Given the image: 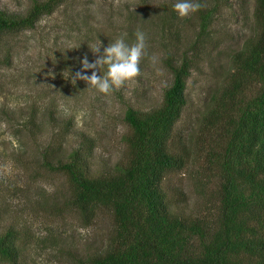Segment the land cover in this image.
Returning a JSON list of instances; mask_svg holds the SVG:
<instances>
[{
	"label": "rangeland",
	"instance_id": "374dc122",
	"mask_svg": "<svg viewBox=\"0 0 264 264\" xmlns=\"http://www.w3.org/2000/svg\"><path fill=\"white\" fill-rule=\"evenodd\" d=\"M34 1L0 0V10L23 13ZM177 2L64 0L32 28L3 35L0 234L13 230L18 255L13 262L0 257V264H79L109 244L114 233L110 202L82 214L69 203L67 176L43 162H65L77 150L89 176L109 174L116 164L125 163L129 129L124 112L160 104L171 79L164 65L168 54L190 56L192 68L186 103L169 144L182 164L164 173L161 187L170 211L215 223L220 179L207 151L215 146L217 133L205 117L228 81L233 53L257 32L255 0H190L204 7L185 18L174 10ZM203 12L211 13L204 31ZM137 31L145 33L146 49L135 82L109 95L83 81L72 85L79 60L85 54L90 62L96 58L88 47L99 40L102 52L121 36L131 44ZM106 70L101 69V76ZM243 89L245 99L255 93L256 85L248 82ZM236 262L255 264V258L242 253Z\"/></svg>",
	"mask_w": 264,
	"mask_h": 264
},
{
	"label": "trees",
	"instance_id": "16d2710c",
	"mask_svg": "<svg viewBox=\"0 0 264 264\" xmlns=\"http://www.w3.org/2000/svg\"><path fill=\"white\" fill-rule=\"evenodd\" d=\"M63 1L35 0L23 13L0 10V40L7 32L32 28ZM210 15L201 14L202 31ZM253 20L257 32L233 53L228 81L205 117L217 133L215 146L207 151L220 179L215 223L170 211L161 187L164 173L182 164L169 144L186 103L192 68L186 54L164 58L171 79L158 106L147 111L126 108L125 163L116 164L109 174L89 176L77 150L65 162H43L67 176L69 203L82 214L110 202L113 236L79 264H237L242 253L264 264V0H255ZM248 82L256 91L244 99L240 93ZM17 255L14 232L7 229L0 234V257L13 262Z\"/></svg>",
	"mask_w": 264,
	"mask_h": 264
},
{
	"label": "clouds",
	"instance_id": "9594fccd",
	"mask_svg": "<svg viewBox=\"0 0 264 264\" xmlns=\"http://www.w3.org/2000/svg\"><path fill=\"white\" fill-rule=\"evenodd\" d=\"M204 5L190 0H179L174 10L180 18L189 17L199 11ZM101 42L88 47L96 58L91 62L85 54L80 60V68L71 76V83L83 81L87 87L103 95H109L113 90H120L126 84L135 82L140 76V63L145 54L146 36L142 31L135 33V40L128 44L123 36L108 44L101 52ZM106 67L105 75L100 71ZM91 74H88V73Z\"/></svg>",
	"mask_w": 264,
	"mask_h": 264
}]
</instances>
